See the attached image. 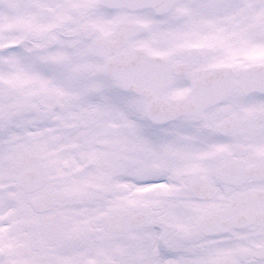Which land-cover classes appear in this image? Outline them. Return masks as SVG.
<instances>
[{"label": "snow or ice", "instance_id": "obj_1", "mask_svg": "<svg viewBox=\"0 0 264 264\" xmlns=\"http://www.w3.org/2000/svg\"><path fill=\"white\" fill-rule=\"evenodd\" d=\"M0 264H264V0H0Z\"/></svg>", "mask_w": 264, "mask_h": 264}]
</instances>
